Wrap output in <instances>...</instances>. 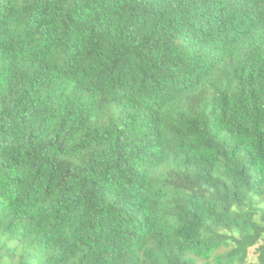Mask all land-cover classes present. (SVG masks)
<instances>
[{
    "label": "trees",
    "instance_id": "16d2710c",
    "mask_svg": "<svg viewBox=\"0 0 264 264\" xmlns=\"http://www.w3.org/2000/svg\"><path fill=\"white\" fill-rule=\"evenodd\" d=\"M0 264H264V0H0Z\"/></svg>",
    "mask_w": 264,
    "mask_h": 264
},
{
    "label": "rangeland",
    "instance_id": "374dc122",
    "mask_svg": "<svg viewBox=\"0 0 264 264\" xmlns=\"http://www.w3.org/2000/svg\"><path fill=\"white\" fill-rule=\"evenodd\" d=\"M254 250H253V248L251 249V254H253L254 252H253Z\"/></svg>",
    "mask_w": 264,
    "mask_h": 264
}]
</instances>
